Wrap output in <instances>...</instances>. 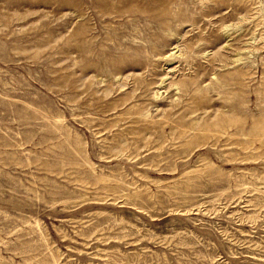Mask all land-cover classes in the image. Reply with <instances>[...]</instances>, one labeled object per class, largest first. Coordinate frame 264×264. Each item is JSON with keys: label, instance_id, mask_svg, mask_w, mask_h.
Here are the masks:
<instances>
[{"label": "rangeland", "instance_id": "1", "mask_svg": "<svg viewBox=\"0 0 264 264\" xmlns=\"http://www.w3.org/2000/svg\"><path fill=\"white\" fill-rule=\"evenodd\" d=\"M0 264H264V0H0Z\"/></svg>", "mask_w": 264, "mask_h": 264}]
</instances>
